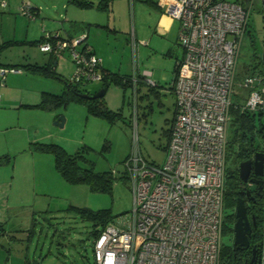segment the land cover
<instances>
[{"label": "rangeland", "instance_id": "rangeland-1", "mask_svg": "<svg viewBox=\"0 0 264 264\" xmlns=\"http://www.w3.org/2000/svg\"><path fill=\"white\" fill-rule=\"evenodd\" d=\"M35 1L48 14H54L55 5L61 2ZM165 1L111 0L108 11L93 6L84 12L88 22L99 24L88 26L91 27L90 40L102 55L104 66L123 75H133L135 72L141 75L147 70L157 83L150 86L153 90L146 84L140 85L137 94L131 88L124 91L114 83L109 84L104 94L105 103L110 110L120 113L113 123L89 113L86 106L78 102H68L64 107L52 110L23 106L29 110L21 109L19 112V109L9 107L11 100L1 98L7 117L0 121V152L9 146L12 160L0 165V186L10 193L11 203V208L3 205L0 210L3 214L0 224V264H94L93 230L99 227L73 209H108L114 218L130 213L133 196L129 178H117L110 192L93 191L84 183H68L55 170L51 153L31 152L29 142L27 148L23 142L29 134L41 139L38 142L57 143L70 153L82 150L93 163L95 171L112 170L114 175L124 170V160L132 149L140 151L149 161L161 162L175 108L170 84L175 76L176 60L182 56L179 44H173L170 53L165 50L169 40L175 41L179 26L177 20H174L168 36L160 35L153 29L152 16L156 5L163 6ZM95 2L97 4L98 0ZM247 31L236 70L232 95L235 104L243 102L245 89L239 84L256 63L255 45L264 44V5L261 0H256L250 8ZM133 35L135 47L131 42ZM22 49L12 47L7 50L3 47L8 61L2 59L1 64L6 70L18 65L31 78L27 81L14 80L13 83L8 80L3 85L0 81V92L6 85V93H24L27 102L37 100L32 97L35 94L33 90H39V95L42 92L60 94L65 85L64 79L26 71L24 65L27 63L21 56L31 54L24 53ZM35 50L42 55L38 49ZM102 85L101 80H94L80 88L95 92ZM31 110L42 111V118ZM61 115L66 119L64 126L54 125ZM255 126L254 144L258 146L264 139L260 136L257 119ZM105 143L108 147H105ZM237 166L234 154H228L226 170L230 172ZM25 174H31L34 180L27 182ZM23 201L26 205H22ZM228 213L230 207L225 202L223 217ZM221 241L223 247L229 248L233 244V233L228 230L223 232Z\"/></svg>", "mask_w": 264, "mask_h": 264}, {"label": "built area", "instance_id": "built-area-1", "mask_svg": "<svg viewBox=\"0 0 264 264\" xmlns=\"http://www.w3.org/2000/svg\"><path fill=\"white\" fill-rule=\"evenodd\" d=\"M255 2L165 1V13L179 22L177 42L183 49L170 84L175 116L165 154L156 163L132 149L124 161L133 205L130 213L113 218L94 236V264H220L230 108ZM20 13L34 16L29 2L21 5ZM57 37L45 33L39 49L68 51L73 81L102 79L101 58L84 45L86 34ZM131 42L135 47L134 35ZM150 75L145 70L143 81L157 85ZM239 85L246 90L241 108L264 111V75L246 74Z\"/></svg>", "mask_w": 264, "mask_h": 264}, {"label": "trees", "instance_id": "trees-1", "mask_svg": "<svg viewBox=\"0 0 264 264\" xmlns=\"http://www.w3.org/2000/svg\"><path fill=\"white\" fill-rule=\"evenodd\" d=\"M111 0H98L97 4L95 0H69L70 3L80 7V8H90L96 6L98 9L102 10H110L109 3ZM88 25V24H87ZM246 32H248L246 30ZM246 34V33H245ZM52 36V35H51ZM44 40L40 38L38 41L32 42L33 44H39ZM54 37L49 38V41H53ZM254 45L251 42V45ZM84 45L88 46L85 41ZM7 46V45H6ZM90 47V46H89ZM257 47V48H256ZM256 63L250 69L249 74H262L264 75V63H262V52H264V44H259V46L255 45ZM92 53L93 50L90 47ZM178 61V60H177ZM176 61V63H177ZM12 68H15L12 66ZM26 71L31 72L32 74L44 75V76H55L56 78H62L55 69L49 64H26L24 65ZM102 71V79L103 82L102 87L105 85L114 83L117 86H120L125 91L127 88H131L138 93L139 86L142 84H146L142 76L135 72L133 75H123L116 71H111L102 67V63L100 65ZM176 70V64H175ZM137 78V81L134 82L133 78ZM63 79V78H62ZM65 85L60 94H54L50 92H42L40 95V100L38 103L34 105H26L27 107H36L43 110H52L58 107H64L68 102H78L82 103L86 106L89 113H92L97 116H101L105 118L108 122L113 123L116 119L120 117V113L116 111L110 110L104 100V95L95 97V98H85L81 97L80 93H88L93 94L95 92H89L85 89H81L80 87L89 83V82H76L72 79L67 80L64 79ZM147 85V84H146ZM101 87V88H102ZM150 90L154 88L150 87ZM246 92V90H245ZM105 94V93H104ZM243 100L244 97L242 96ZM243 103V102H242ZM240 104L233 103L230 108V124L228 130V145L227 150L228 154H234V160L236 162L248 159L254 150V139H255V121L259 120L260 125V133H264V111H248L241 108ZM175 116V108L174 115ZM172 118V120H173ZM172 122V121H171ZM169 132L167 136L169 138ZM105 147H108V144L105 143ZM28 148L31 151H40V152H49L54 157V168L55 170L62 176V178L66 182L70 183H84L88 185V187L93 191L100 192H110L115 180L117 178L124 179L129 178L126 174V171L123 170L120 174L113 173L112 170L105 171H95L93 167V163L87 159L82 150H77L73 153L66 151L62 146L57 143L49 142H38L33 141L30 142ZM227 154V155H228ZM128 157V156H127ZM12 160V157L8 154L0 155V165L6 164ZM126 160V159H125ZM124 160V161H125ZM130 181V180H129ZM131 184V183H130ZM242 187V181L238 175V166L235 167L232 171L228 172L226 170L225 176V190L223 202L230 207V213H228L223 218L222 223V233L225 231H229L233 233V225L236 220L235 217V205L237 198L240 197ZM251 208V207H250ZM249 206L247 207V212L251 210ZM75 212L81 214V217L84 219H90L93 222V225L98 226L99 228L93 230V235L96 236L108 222H110L114 216H112L110 210L108 209H99V210H91L87 207H75L73 209ZM254 214L253 219L250 220L257 224V226H262L264 224V202H262L257 210H252ZM261 229H254L249 239H262ZM251 242V240H250ZM242 248L238 245L230 246L229 248L221 247L220 252V264H237V259L239 256V251Z\"/></svg>", "mask_w": 264, "mask_h": 264}, {"label": "crops", "instance_id": "crops-1", "mask_svg": "<svg viewBox=\"0 0 264 264\" xmlns=\"http://www.w3.org/2000/svg\"><path fill=\"white\" fill-rule=\"evenodd\" d=\"M24 2H29V4L32 7V10L34 12V16L28 17L27 15H24L20 13V7ZM54 7V6H53ZM5 9H7L8 15L5 13ZM87 8H80L72 3L69 2V0H61L60 4L55 5L54 14H48L44 13L43 9L41 8V4H38L35 0H6V5L4 7L0 6V69H3L4 66H2L1 61L4 59V61H8V56L4 54V51L2 50L3 47H5L7 50L12 47H22V51L24 53H29L31 55L26 56V54H23L21 57L23 58V61H26L27 64H50L53 69L63 78L68 80V76L72 74L74 70V65L72 63L71 57L69 55L68 51H62L60 54H54L52 52H44L41 51L38 47V44H33L32 42L38 41L40 38L44 37L45 33H48L50 35L57 34V39H73L77 37L78 35L86 34L85 43L91 47L93 52L101 58L102 67L105 69L110 70L108 67L104 66V59L101 54H99V50L97 46L93 43L92 40H90V29L86 24H94L99 25L96 22H88L86 20V15L84 14L85 10ZM156 11L153 18V29L155 32H157L160 35L168 36L170 29L173 26V23L175 22V19L170 18L165 13L164 5H156ZM13 14V16L11 15ZM6 26V27H5ZM178 33V29H177ZM177 33L175 37V41L172 42L169 40L168 43H166L165 50L170 53L172 49L173 44H177ZM7 45V46H6ZM31 46L32 48L28 47ZM38 49L39 52L42 54L41 56L38 54V52L35 50ZM182 55H183V49H182ZM31 56V57H30ZM182 57V56H181ZM34 61H30V60ZM181 59V58H179ZM177 59V60H179ZM176 60V61H177ZM14 69H18L17 72L9 71L12 66L10 67L7 72L2 74L0 71V78L1 83L3 85L4 81L10 80L12 81H27L31 77L29 75H26L23 69L18 66L14 65ZM8 73V74H7ZM71 77V75H70ZM71 79V78H70ZM5 88L0 92V121H3L7 115L4 113V107L3 99H9L11 100V104L9 105L10 108L19 109V112L22 110H29L26 108H23V106L26 107V105H34L39 102L40 95L39 90H33L34 95L32 94L33 99L35 102H27V96L25 97V94H15L8 92L6 93ZM243 96V94H242ZM36 97V98H35ZM22 109V110H21ZM35 114H40L42 118V111H34ZM11 116V115H10ZM51 135V134H49ZM40 141L41 139L36 138V136L32 137L31 135L27 134V137L24 140V147L27 148V142H33V141ZM15 141V140H13ZM17 141V140H16ZM15 141V142H16ZM8 144V142H7ZM4 145V144H1ZM10 145V144H9ZM23 145V144H22ZM3 147V146H2ZM24 148V149H25ZM1 155L3 153H6L9 155L11 148L8 146L7 148H3ZM23 149V151H24ZM33 152V151H31ZM31 174H25L24 178L27 179L26 181L29 182L30 179L34 180V178H31ZM22 178V177H21ZM29 184V183H27ZM22 205L24 204V201L22 202ZM5 206L6 208H11L10 203V193H7V189L2 190L0 186V210L2 206ZM2 213L0 212V224Z\"/></svg>", "mask_w": 264, "mask_h": 264}, {"label": "flooded vegetation", "instance_id": "flooded-vegetation-1", "mask_svg": "<svg viewBox=\"0 0 264 264\" xmlns=\"http://www.w3.org/2000/svg\"><path fill=\"white\" fill-rule=\"evenodd\" d=\"M260 136L264 139V133L261 132ZM254 146L255 148L249 156L252 160L256 151L264 152V140H262L260 145L256 146L254 144ZM242 187L243 190H241L242 195H240V197L244 198L247 207H251V210L247 213L248 217H252L254 215L252 210H257L260 204L264 202V174H255L252 168L247 182L242 181ZM253 221L250 220L251 234L254 229H261L262 236H264V224H262V226H257ZM262 243H264V237H262L261 240L250 238L248 246H240L242 249L238 252L237 264H264V244Z\"/></svg>", "mask_w": 264, "mask_h": 264}, {"label": "water", "instance_id": "water-1", "mask_svg": "<svg viewBox=\"0 0 264 264\" xmlns=\"http://www.w3.org/2000/svg\"><path fill=\"white\" fill-rule=\"evenodd\" d=\"M262 61H264V52H262ZM107 89V85L100 88L96 93H80L81 97L95 98L103 96ZM65 117L59 116L54 125L63 127L65 124ZM253 168V172L258 175L264 174V152L256 151L254 153L253 160L248 158L239 162L238 175L243 182H247L249 174ZM235 217L236 220L233 225V245L248 246L249 236L251 234V223L247 213V206L245 200L242 197H238L235 205ZM253 219V217H251ZM264 244V243H262Z\"/></svg>", "mask_w": 264, "mask_h": 264}]
</instances>
